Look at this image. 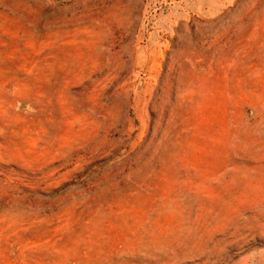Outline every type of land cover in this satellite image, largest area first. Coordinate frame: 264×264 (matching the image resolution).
I'll use <instances>...</instances> for the list:
<instances>
[{
	"label": "rangeland",
	"instance_id": "rangeland-1",
	"mask_svg": "<svg viewBox=\"0 0 264 264\" xmlns=\"http://www.w3.org/2000/svg\"><path fill=\"white\" fill-rule=\"evenodd\" d=\"M0 264H264V0H0Z\"/></svg>",
	"mask_w": 264,
	"mask_h": 264
}]
</instances>
